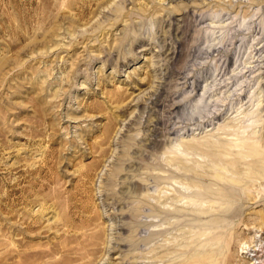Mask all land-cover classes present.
Segmentation results:
<instances>
[{"label": "rangeland", "instance_id": "rangeland-1", "mask_svg": "<svg viewBox=\"0 0 264 264\" xmlns=\"http://www.w3.org/2000/svg\"><path fill=\"white\" fill-rule=\"evenodd\" d=\"M243 149L264 0H0V264H264Z\"/></svg>", "mask_w": 264, "mask_h": 264}, {"label": "bare ground", "instance_id": "bare-ground-1", "mask_svg": "<svg viewBox=\"0 0 264 264\" xmlns=\"http://www.w3.org/2000/svg\"><path fill=\"white\" fill-rule=\"evenodd\" d=\"M245 144H247V143H245ZM255 146V145H254ZM253 146V148H255ZM248 146H246V148H247ZM263 147V146H262ZM239 149V148H238ZM240 151V153L242 154V157L243 158H246L247 160H249V161H252V160H256V162H257V159L258 160H263L264 159V151H258V150H256V149H243L242 151L241 150H239ZM238 151V152H239ZM213 154V153H212ZM241 154H238V155H241ZM211 155V154H210ZM236 155H237V153H236ZM235 155V156H236ZM238 155H237V157H238ZM217 156H215V158H216ZM218 158H220L219 156H218ZM246 160V161H247ZM243 161V160H242ZM242 161H240L241 163H242ZM230 162H232V161H230ZM244 162V161H243ZM240 163V164H241ZM229 164V163H228ZM233 166H234V164H233ZM213 167V166H212ZM235 167V166H234ZM228 171H229V169H228ZM218 176H220V174L218 175ZM221 178V177H220ZM223 178V177H222ZM234 181H232L231 183H233ZM229 183V182H228ZM224 188V187H223ZM225 189V188H224ZM223 194V193H222ZM232 201V200H231ZM213 223V222H212ZM216 223V222H215ZM218 223V222H217ZM87 242H85V243H83V244H81L82 245V248L76 253L75 252V255H76V257H77V259L76 260H82L83 258H85L86 256H88L89 254H91L90 253V249H89V247H91L92 245H95L94 244V242L92 241V240H86ZM75 257V258H76ZM75 260V261H76ZM201 261V260H200Z\"/></svg>", "mask_w": 264, "mask_h": 264}]
</instances>
